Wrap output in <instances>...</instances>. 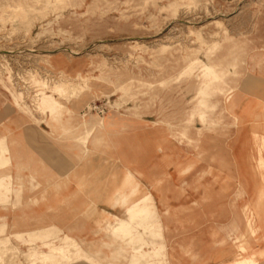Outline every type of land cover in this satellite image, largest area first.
Masks as SVG:
<instances>
[{
    "label": "rangeland",
    "instance_id": "374dc122",
    "mask_svg": "<svg viewBox=\"0 0 264 264\" xmlns=\"http://www.w3.org/2000/svg\"><path fill=\"white\" fill-rule=\"evenodd\" d=\"M263 23L264 0H0V209L71 195L46 202V227L42 217L29 232L0 223V264H186L207 230L247 248L248 198L221 152L234 130L224 94L264 63ZM111 113L146 120L130 163L146 156L156 168L130 169L139 183L128 174L121 185L126 169L106 138ZM147 191L158 223L139 224L130 203L129 232L105 225ZM86 220L88 237L66 228ZM65 235L79 244L67 237L55 249Z\"/></svg>",
    "mask_w": 264,
    "mask_h": 264
},
{
    "label": "crops",
    "instance_id": "0c3cea01",
    "mask_svg": "<svg viewBox=\"0 0 264 264\" xmlns=\"http://www.w3.org/2000/svg\"><path fill=\"white\" fill-rule=\"evenodd\" d=\"M262 25H264V23ZM260 35L264 41V32L262 31ZM249 63L251 64L253 61H250ZM250 67V70L252 71L239 77L235 86L224 94V107L232 118L234 130L233 134H231L229 144L224 143V146L221 148V152L226 154L229 159V165L226 166H229L228 168L236 171L237 178L235 181L245 189L246 198H248V205H245V209L248 210L245 215V227L250 230L253 235L246 248V242L242 245L239 243V245H237L233 241L230 243L226 242V244L217 243L215 239L210 236L212 232L209 233L207 230L205 233L207 235L204 237L203 241V250L198 249L197 252H195L194 257L188 256L186 264H264V177L262 174L260 175V171L264 170V156L261 154L263 150L262 148H264V63H261L259 67H255L253 65ZM193 112L191 113L192 116L194 115ZM199 119L202 120L200 117ZM106 126V138L109 142L110 152L112 153L113 151V154H115L118 161H122L121 163L123 164L121 168L126 169L121 185L124 184V181L128 178V174H131L136 182L139 183L130 169H137L141 174L148 175V171L156 168L154 164L155 160L153 161V158H151L150 161L147 162L146 156L142 158L141 161H138V163H130L132 162L129 158L128 152L130 140L132 137L136 138L137 136H140L139 138L142 139V141L146 138L148 129L146 120L142 117L135 118L134 116L125 113H111L107 115ZM101 137H104L103 133ZM92 147L97 148L96 145H92ZM256 154L257 157H255ZM226 162H219V166L224 165ZM117 168L119 169V167ZM32 169H34V166L28 167V177L30 176L29 172ZM30 177L29 179L33 178V176ZM33 180L34 179H32V181ZM149 183L147 181L142 182L144 185H148ZM32 184H34V181ZM66 192L67 190H64L58 197H46L47 199L44 197L43 200L46 202L66 200L71 196L70 193ZM32 198L34 199V197ZM117 198H119V196H115L116 200ZM145 199H149L150 206L143 208L142 203ZM27 200L31 201V196H28ZM74 200L77 199L75 198ZM123 200L128 202L129 196L125 194L122 196L121 202H123ZM46 202H43L38 206L33 203H29L30 205H27L26 207L20 209L14 207L10 209V211L0 209V223H3L2 225L15 224L18 228L21 226V231L29 232L36 227V224L39 221L38 219L42 217L41 221H39V225L46 227L48 222V219L46 218L48 216L47 212L51 209ZM130 203H138L140 206V210L136 217L140 222L139 224H141L142 221H148L150 219H154V222L157 221L158 223L159 214L157 212V207L152 194L147 191L142 196L126 205L125 210L127 211H125V217L111 214L112 216L107 219L105 225L114 231L125 230V232H129L130 228H132L135 223V221L133 223V218L135 217H130ZM232 212L233 211H231V213ZM66 217L67 216L62 218V223L63 219ZM230 217L233 216L230 215ZM234 217L235 235H237L240 233L241 227L239 225H242V219L240 220L242 215L238 210H236L234 212ZM253 217L257 222V226L254 227L250 221ZM119 219H124L126 221V225L124 227L115 225L116 221ZM90 221L86 220L83 224H80V226L76 225L74 229L70 226L66 228H69L72 234L77 235L78 237H88L92 230ZM226 234H228V232H226ZM67 237H70L73 241L79 244L74 237L65 235L62 238V242L55 244L54 248L56 249L57 246L62 245ZM16 251L21 250L16 249ZM21 252L27 254L26 251ZM40 253L47 254L50 252ZM242 253H245V255H242ZM33 258L34 257H31V259Z\"/></svg>",
    "mask_w": 264,
    "mask_h": 264
},
{
    "label": "bare ground",
    "instance_id": "6f19581e",
    "mask_svg": "<svg viewBox=\"0 0 264 264\" xmlns=\"http://www.w3.org/2000/svg\"><path fill=\"white\" fill-rule=\"evenodd\" d=\"M20 253V251H18Z\"/></svg>",
    "mask_w": 264,
    "mask_h": 264
}]
</instances>
